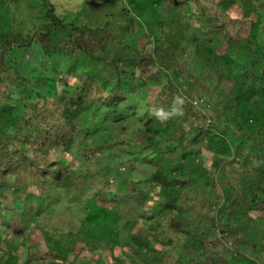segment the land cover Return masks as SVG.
I'll use <instances>...</instances> for the list:
<instances>
[{"label":"trees","instance_id":"1","mask_svg":"<svg viewBox=\"0 0 264 264\" xmlns=\"http://www.w3.org/2000/svg\"><path fill=\"white\" fill-rule=\"evenodd\" d=\"M40 1L43 20L28 31L11 26L0 11V264H11L13 254V264H136L142 258L153 264H230L217 246L230 249V257L247 259L238 244H264V226L258 225L262 234L256 241L245 229L251 220L264 223V40L258 23L264 0H231L233 11L221 0H93L130 4L95 28L77 23L83 10L75 20L62 14V5ZM125 17L130 20L121 26ZM189 23L220 46L213 50L195 38L186 42ZM143 25L147 39L128 56L132 76L141 73L139 84L127 85L122 73L128 72L114 65L113 81L78 66L75 58L85 50L81 39L87 28L134 32ZM188 52L193 55L185 59ZM58 55L70 56L71 65L49 73L40 68ZM198 59L199 72L194 69ZM151 82L161 84L154 99L145 101L140 121L154 136L140 147L153 150L147 157L153 169L130 181L125 192L112 189L118 178L112 172L108 180L97 177L92 189L88 171L76 174L67 161L80 118L98 108L120 112L131 96L143 98ZM14 92L22 97L5 105ZM175 135L178 146L166 150L181 148L178 159L166 157L156 140ZM217 137L227 142V154L216 151ZM206 142L214 157L210 165L193 151ZM85 150L86 159L100 154L90 143ZM30 189L40 191L39 199H31ZM87 189L90 194L78 198L86 222L59 233L36 222V212L53 191ZM22 194H27L24 200ZM150 200L159 213L126 217L130 208ZM123 222L132 226L124 235ZM55 233L58 240L50 236ZM39 235L46 254L35 238ZM15 240L23 245L19 250L11 245ZM97 247L107 251L106 259L93 257Z\"/></svg>","mask_w":264,"mask_h":264},{"label":"rangeland","instance_id":"2","mask_svg":"<svg viewBox=\"0 0 264 264\" xmlns=\"http://www.w3.org/2000/svg\"><path fill=\"white\" fill-rule=\"evenodd\" d=\"M221 1L223 3H229V10H234V5L231 0ZM52 2L62 5V14L71 16L75 20H77L76 17L79 11L83 10L84 15L81 18L79 17L81 20H77V23L81 24L82 22H86L90 28L98 27L106 21L111 14L120 12L124 7H130L129 2L126 4H118L114 2L96 3L93 0H52ZM1 4H5L4 7H8L7 5L10 4L11 7L8 9L9 11L7 9V11L4 10ZM0 11L7 13L6 17L7 20L11 22V26L17 28L18 30L22 29L23 31H28L35 23L43 20L42 18H39V15H42L44 7L40 0H0ZM258 19L261 30L259 34L264 40V10L260 11ZM129 20L130 17H125L124 20L122 19V21H120V25L122 26L123 21ZM114 24H118L117 18L114 20ZM196 27L197 26H195L194 23L188 24V37L186 42H188L191 38H195L200 43L209 46L213 50L220 46L217 40L207 39L200 34L201 32H196ZM147 29L148 28L144 27V25L143 27L140 26L134 32L124 31L122 27L117 30L112 27H108L102 31H90L87 28L81 39L85 50H82L80 55L75 58L77 59V62L80 61L78 66L80 64L83 67H88V69L95 71L96 74L100 72L106 77H111L113 81L114 75L118 72L113 68L114 65L119 67L120 71L128 72V74L122 73L124 82H128L127 85L130 81L139 84V75L141 73H137L138 77L132 76L133 71L131 72L129 69L131 62L128 56L136 47L142 45L147 39L145 35V33H147ZM114 34L117 35L116 38H112V35ZM219 42L223 43L222 40ZM223 45V50H227L228 46L226 44ZM147 47L151 48V45H148ZM88 51H91L95 56H99L101 59H95L90 56ZM191 51H194V49ZM33 53L36 54L35 51ZM191 55H193V52H188L184 55V58L187 59ZM23 62L24 60L22 63ZM67 65H71L70 56L58 55L52 60L41 62L40 68L49 73L53 70H65ZM194 69L197 72L201 70V62L199 59L196 61ZM133 78L138 80H134ZM105 80L108 82L107 78ZM160 84L161 83L159 82H151L143 90V98H135L131 96L120 112L113 113V111H106L105 109L98 108L86 112L80 118L78 133L73 146L72 157L69 155L67 161L71 164L72 168H76V174L79 173L82 168L88 171L87 177H90V183H88V186H92V189L96 186L95 183L98 182L97 177L108 180L107 175L109 172H112V174H116L118 176L117 181L112 186V189L125 192L123 190L127 189L130 181L136 180L138 177L145 176L146 173L153 169V164L147 159V157L152 156L153 150L151 148L146 150L140 147V144L143 140H147L148 138L154 136V134L143 131L140 116L145 112V101H151L154 99ZM63 90L64 88L61 86L58 89L60 93H63ZM18 97H22V95L18 94V92L10 93L3 103L5 105L6 103L13 104ZM178 139L179 137L175 135L172 136V138L169 136L167 138L165 137V139L158 136L156 140L157 144H159L162 149L166 150L170 146L177 147ZM216 140L218 141L216 151L227 154L228 147L224 138L220 139L217 137ZM88 143L93 144L98 148V150H100V154L97 157L90 159L85 158V153L87 152L85 149L88 146ZM206 145L207 142L200 146L199 144H195L193 151L199 155L207 165H210L214 157L212 150L208 149ZM181 153V148H178L172 151L166 150L164 155L169 158L178 159L181 158ZM100 176H102V178ZM74 177H76V175H74ZM140 187L143 190V193L148 191L147 182L141 184ZM89 194L90 192L88 189L82 190L80 193L67 192L65 190L53 191L52 196L48 198L44 202V205L39 208V211L36 212V222L45 224L51 229H56L58 233L59 231L74 228L76 224L81 221L86 222L84 210H80L78 207V198L80 197L84 200ZM29 195L32 200L39 199L40 191L37 189H30ZM122 195H124V193H122ZM26 196L27 194H22L21 199L24 200ZM154 202L155 201L150 200L146 205H139L138 207L134 206L133 208H130L128 215H125L126 217L139 215L140 219L143 217H153L154 213L157 214L158 212L156 208L151 209ZM236 222H238V220ZM125 224L126 222H123V225ZM258 225L264 226V223L256 224V221L251 220L245 224V229L250 234V240L253 239L256 241V236L258 234H262L261 231H258ZM131 229L132 226H129L127 223L126 226L122 227V235L130 232ZM240 230L243 231L242 228ZM50 236L54 237L55 240L60 238L57 233L50 234ZM35 238L39 241L42 253L46 254L48 247L43 236L39 235V237L36 236ZM13 242L16 243V245L11 243L13 249L17 248V250H19V247L23 246L21 243L17 244V240ZM120 246L124 249L123 244H120ZM157 246H161V244H158ZM217 247V249L225 251L226 256L229 257L230 264H264V244L261 242L255 247L251 245L238 244L236 249L245 254L247 257V259L244 260H239L236 257H230V249H227L225 246H222V248L219 246ZM96 249L99 250H94L93 257L98 256L101 260L102 258L106 259L107 251L103 250L101 247H97ZM120 249L121 248H117V252H120ZM214 249L217 250L216 248ZM82 255L86 258L89 254L83 250ZM144 257L145 259L146 257L148 258V254H144ZM15 261L16 255L13 254L9 262L13 264ZM136 264L153 263L145 261L142 258L137 259Z\"/></svg>","mask_w":264,"mask_h":264}]
</instances>
